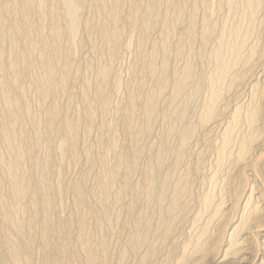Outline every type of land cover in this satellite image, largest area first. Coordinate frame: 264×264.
I'll list each match as a JSON object with an SVG mask.
<instances>
[{
  "label": "bare ground",
  "instance_id": "6f19581e",
  "mask_svg": "<svg viewBox=\"0 0 264 264\" xmlns=\"http://www.w3.org/2000/svg\"><path fill=\"white\" fill-rule=\"evenodd\" d=\"M86 1L87 0H0V18H1L0 23L3 24L0 27V74H1L0 75V95H1L0 99H1V104H2L1 108L3 109V115L6 116L4 119L2 116L1 119H3V123L0 122L3 124L2 126H0V145H2V147L4 145L3 148H5V150L7 152V153H5V154H7V157L3 156L5 154H3V155L0 154V214H2L5 218V220L3 221V226L6 229L5 234H4V232L0 231V264H27V263H29V260L31 261V259H30L31 254L28 250L30 248L28 246H26L30 243L29 242L27 244L26 242L29 241L27 239V236L30 237L32 234L31 228L26 227L25 226L26 224L24 225L23 220H20V218L15 219V220L12 219L14 214L10 213L9 212L10 210L8 211V209H10V208H8L7 210L5 209L6 205L8 204V202H7L8 198H9L10 206H11V204L18 205L19 203L24 201L22 205L21 204L18 205L21 207L24 205V203H27V200H28V202H31V203L33 202L32 205L36 204V206H37V209H36L37 214L36 215L38 216V218L41 219V222H42L41 226L43 229V232L41 231V233H43V235L42 234L41 235H42V240H43L42 248H43V259H44L42 264H70V260L68 257L70 256L71 253H72L71 255L76 254L74 252L75 250H72L71 247L69 246L70 242H73L72 239L69 241V243H67V242L62 243L61 242L62 240L59 239L60 238V233H59L60 231L59 230L62 229L60 227L62 225V223H61L62 220H61V222H58V220H57V222H55V221H53L54 218H53V220H50V219L52 217L53 208L56 207L57 203L61 204V201L58 202L54 198V194L56 192L63 193V194L68 193V192L71 193V195H73V197H74V204L77 205L78 207H79V205H82L85 202V197H86L87 192H88L86 189V186L84 184L85 177L80 178L79 181H77L72 186L70 184L68 185L64 181L58 182L59 180L57 181L56 184L55 183L52 184L49 181L48 176L50 175V172L53 171V164L56 161H53V159H51L50 156H44V154L42 157L40 156L42 154L38 155L41 158L36 156L37 154L35 155L34 153H33L34 154V156H33V154H31V152L29 153L28 150H26V147L25 148H23L24 146L22 147V143H20L21 142L20 140H22V139L20 138V140L19 139L17 140V138H18V135H22L24 127L28 124H31L32 127H30V129H32L31 134H33L32 135L33 140H37V142H39L38 140L41 139L45 148H47L46 150H48V152H50V153H51V151H49V149L52 150L53 148H51V147H54L55 151L53 150L54 152H52V153L55 154V152H56L57 159H56L55 155L52 154L51 156H53V157L55 156L56 160H59V158L62 159L65 156H70L73 160L77 159L76 154L79 151L78 150L79 146L76 143V141H77L76 138L78 139L77 131L80 128L82 116H80L77 113L70 115L67 112H64L61 108L59 109L57 106V103L55 101L56 95H54V94H55V92L57 93L60 91V94H61L62 91H66L69 84L71 83V78H72L71 74L73 73V65L71 64V60H70L69 56L71 54V45H73V44L75 45V43H77V42H75V40L78 39V38H76L78 30L81 29V27H84L85 31L89 32V31H91V29L94 28L93 25L89 24V21H88L89 17H87V15L85 16L83 13V8H84V6H86L85 5ZM107 1H106V3H107ZM181 1H184V0H181ZM181 1H180V4L182 5L183 2H181ZM200 1H202V0H200ZM113 2H112L113 3L112 6L109 7L110 10L108 9L109 10L108 16L105 17L107 19L103 20V22L101 24H99L100 22L98 23L100 26L98 25L99 27H97V30L99 28L100 37L104 42H106L108 44L110 43L112 45L117 44V47H118V43L122 42L121 41V31H122L121 29H123V28H120V26L118 25V23H119L118 21L119 20L121 21L120 17L122 15V13L120 11L121 6L118 5V3L121 2V0H113ZM102 3H103V0H102ZM155 3L159 4L158 1L157 2L154 1V2H151L149 5H147V4H146V6L143 5V8L141 9V5L139 4V1L138 2H137V0H136V2L131 1L129 13L127 12L128 13L127 17H128V22H129L128 24L131 27L127 28V26H126V28L127 29L132 28V30L130 29L131 32L133 31V29H139V30H143V31L145 29H147L148 23H150L148 21L149 20L148 16H149V14L151 16L150 12L152 11V9H155L156 6H158L157 4L155 6ZM209 3H210V1H209ZM96 4H97V2H96ZM142 4H143V2H142ZM220 4H221V2H220ZM4 5L6 6L7 9H8V7H12L13 11H15V9H16V11H17L16 13L18 15L15 14L16 16H9V14H8L9 17H4V15L2 14V10L4 9ZM7 5H9V6H7ZM154 6H155V8H154ZM224 6H226L225 8H226V10H228V13L224 17L222 23L220 24V30L218 29V31H221V33H224V34L226 32L228 35V41L223 42V40L221 39L222 37L220 36L221 38L219 37L220 40L218 41V43H215L216 45L218 44L216 49L213 52L211 51L212 53L208 54V56L210 55L212 60H213V63H212L213 66L211 65L212 69L209 68L211 70H210V73L206 75L207 77L205 76L207 78V80H206L207 92H206V88H205V92L207 94L205 95V97L203 99V103L201 101L202 107H201V112L199 114V121H201L203 124V122L214 120L216 117H219L217 115V103L218 102L220 103L223 101V100L218 101V99L222 96V93H223L221 86L224 84V81L227 78H229L228 80H230L231 85H232V83L234 84V82H236V81L238 83V81H241L242 79L245 78V74L247 72L246 69L240 70V67L238 66L240 71H238V70L233 71V69L238 65V63L240 62L242 57L243 56L245 57V55L247 56L245 60H246V63H248V65L251 64L250 61H252L251 58L253 56H255L257 59L260 60V65H259V67L257 66L258 68L256 69V71L253 69L255 71L254 74L252 73L254 75V77L250 75L253 78L249 82L250 87L248 86V88L250 90L253 88L258 90L259 97L255 100L252 98L250 100L249 99L250 97H249L248 98L249 100L246 99L247 101L238 100L236 98L238 101L234 99L237 102L233 105V107H231L232 109L229 108L231 111L228 115V118H226V121L222 125L221 130L219 131V134H218L219 135L218 136L219 144L216 147L217 151H214V152H216L215 153V155H216L215 163L225 165L226 162H228L231 166V167H229L230 172H227L229 174H226L225 179L223 178V185L220 188L217 186L219 188L218 191L216 190L217 192L215 191V188H213L211 191H209V192L207 191L205 194L203 193L204 195L202 194L203 197L201 198L200 207H199V209H197L198 212L196 211V214L194 213L195 216H193V217L195 218V220H200L201 216H203V214H204L205 220L204 219L203 220L205 221V223H203L204 224L203 226L201 225V227L199 229H197L195 232L192 233V237L190 235L191 233H189V235H190L189 239L187 238L188 241L185 242V246L181 247V250L179 251V253L181 252V255L178 254V256L179 255L180 256L178 257V259L176 258L177 259L176 264H184L186 260L187 261L192 260V263L193 262L195 263V261H199V259L201 257L205 258L207 255L208 256L210 255L212 257V260L216 264H221V263L225 262V260H227V258L235 259V261L244 264V263H246V261L248 260L250 255L252 253H255L252 250L253 245H252L251 239L253 237L259 241L260 245H259V249L254 254V256L251 255L254 260H252V261L250 260V261H251V263L254 261L255 264H264V0H225ZM100 7L101 6L98 5L97 8H95L97 14L100 11ZM195 7H197V6H195ZM85 8L87 9V7H85ZM182 8H184V7H182ZM12 10H10V11H12ZM195 10H197V9H195ZM10 11L8 10V12H10ZM86 11H88V10H86ZM122 11H123V9H122ZM153 11H155V10H153ZM34 12H37V13H34ZM157 12H158V10H157ZM14 13L15 12H12V14H14ZM33 13L38 14V16L35 15V16H37L36 19L34 18L35 16H32ZM100 13L102 15V12H100ZM164 13H166V12H164ZM85 14H86V12H85ZM202 15H203V13H202ZM206 16H203L200 19V22H198L199 23L198 24L199 25L198 31H199L200 36L202 37L203 40H205L209 37L212 29L214 28V26H212L213 23L209 22V20L207 19ZM95 17H96V14H95ZM102 17H103V15H102ZM125 17H126V15H125ZM122 19L124 20L126 18L123 17ZM91 20L92 19L90 18V22H91ZM125 21H127V20H125ZM120 25H121V23H120ZM171 25H173V24L171 23ZM84 28H82V29L84 30ZM257 28L260 31L259 35L258 36L256 35V38L249 42L251 37H253V35L255 34V31ZM45 29L48 30L47 34H45V32H44ZM163 30H162L163 34L165 36H168V34L171 30L170 25L166 24L165 28H163ZM133 33L134 32H132L130 34H133ZM218 33L220 35V32H218ZM88 34L89 35L85 39L90 41V39H92L90 37V32ZM135 35H136V33H135ZM222 36H223V34H222ZM141 38H143V37H141ZM223 38H224V36H223ZM184 40H186V39H184ZM193 40H195V39H193ZM224 40H226V38ZM84 41H86V40H83V42ZM129 41H128V43H129ZM126 42H127V40H126ZM78 43H82V41L79 40ZM87 43H89V42H87ZM137 43H136V46H134V48H135V51L138 53L139 51L141 52V49H140L141 45L139 46V45H137ZM200 43H201V41H200ZM4 44L6 45V47H4ZM92 47H93V45H92ZM106 47H107V44H106ZM168 47H169V45H168ZM142 48H143V46H142ZM18 49H20V51H18ZM245 49L247 50V54H245V52H244L245 55H243V50L245 51ZM123 50H124V48H123ZM137 53H136V55H137ZM222 53H224V55L221 58ZM100 54H101V52H100ZM144 54L146 55V53H144ZM150 54H153V53L149 52V58L152 57V55L150 57ZM204 54H205V51H204ZM141 55L142 56H139V57L143 58V53ZM145 55H144V58L147 57ZM173 55H174V53H173ZM176 57H177V55H176ZM149 58H147L148 61L151 60ZM73 59H74V57H73ZM136 60L138 62L139 59H136ZM243 60H242V66H243ZM144 61H145V59H144ZM148 61H146L147 63H145V65L143 62L142 67L145 70V72H147L150 75V77H153L151 79L155 80L153 88L151 87L153 89L152 90L153 94H150V95L147 94L148 96L146 97V96H144V94H143L144 91H143L142 94L146 98L144 99V102L142 100L143 104L141 103L142 106L139 108L136 104V101H137L136 96L140 95L139 91H141V90H138L139 87H137V86L135 87V85H133L136 88V90H134V88H133L134 92H132L131 94H130V90H129L130 96H128L129 100H128L127 106L126 107L124 106L123 109L121 110L123 121L125 124L123 126H126V128H125L126 134H130V135H128V137L131 136V133H133V135L135 134L134 135L135 137H132L133 135L131 136L132 139L134 138L133 140L130 137V139H131L130 141L132 142V145L131 144H129V145L131 147L127 148L128 150L130 148H132V149H130V151L132 150L133 155L137 153V147H138L137 143L138 142L140 143L139 138L140 137L142 138V135L144 136V134H145L144 131L146 129L144 130L142 127L134 126L133 123L130 124L131 118L136 113L138 115V113L140 111L142 112V115L145 114L146 116H151V114H153L154 110H156L155 109V93H159L162 90H165V89H163L165 87V83H164L165 78H164V80L162 78L170 76L171 75L170 73H172V70L170 72V70H169L170 68H168L166 61H164V62L162 61L163 63H161L160 68H158V66L156 67V65L154 66L152 61L151 62H148ZM209 61H210V59H209ZM256 61L258 62V60H256ZM253 62H254V60H253ZM106 65L101 67L100 70L98 71V73L100 74V77H101V75L104 76L106 74V72L108 71L106 69V67L108 68V66H106ZM138 65H139V67L141 66L140 63ZM245 65L246 64H244V66ZM255 65H257V64L255 63ZM143 69L141 70V68H140L141 72L143 71ZM30 70H33L32 73H34V71H35L34 75L31 73L33 77L35 76V78L31 77L32 79H34V83H33L32 79L30 78L33 86L35 84V88H36L35 92L36 91L39 92L38 94H40V95H38V94L37 95L39 97L41 96V98H44V100L46 99V97H49L47 99H49V102H50V103L48 102L49 104L47 105L48 106L47 110L45 109L46 114L44 115V117L46 119H44V122L42 123L43 125H41V126H38V124H37V118H36L37 116H34L35 118L33 117V115L31 116L32 113H30V110L28 109L29 103L27 104V102L25 101V98H24L25 96L23 97L22 94L17 93L18 91L16 92V90H15V88L18 86L16 84L20 81L22 82V80L24 79V76H26V73L31 72ZM192 70H193L192 66H190L189 63L183 67V70L181 71V75H179V79L176 78L177 80H175V81H178V84H176V87L174 86L175 91H176L175 93L178 94V93L183 91V90L181 91L182 86H184L186 84V82L188 81V79L190 78V76H192ZM4 71L8 72V74L10 76H12L13 81L12 80L11 81L13 82V84L15 83V85H13V86L11 85V87H8V86L6 87L5 85H7V84L4 85L5 78L3 76L4 74L2 75V72H4ZM96 73H97V71H96ZM57 74H60V76H58L59 78H57ZM9 75H8V77H9ZM142 75H143V72H142ZM172 75L174 76V74H172ZM248 76H249V74H248ZM102 77H101L100 81H102ZM112 77H113V75H112ZM74 78H76V77H74ZM74 78H72V79H74ZM25 79H27V78H25ZM113 79H115V77ZM24 80H23V82H24ZM198 80L199 79H197V81ZM204 80H205V78H204ZM246 80H248V79H246ZM11 81H10V83H12ZM166 82H167V80H166ZM114 83H115V80H114ZM117 83H120V82H117ZM152 83H153V81H152ZM227 83L229 84L228 81H227ZM240 83L242 84V82H240ZM246 83H247V81H246ZM29 84L32 85L30 82H29ZM96 85H94V86H96ZM99 85H97L98 86L97 88L96 87H94V88H96L98 103L100 106V110H102V109H104V107L106 108V106H108V105L105 106L107 98L105 99V97H104L105 95L104 94H103L104 96L102 95V93L100 91L101 88L99 89ZM131 85H132V83H131ZM139 85H141V84H139ZM117 86L119 87V85H117ZM128 86H129V82H128ZM229 87H230V85H229ZM201 88H202V86H201ZM149 90H151V89L149 88ZM196 90H198V88ZM190 91H189V93H190ZM233 91H234V89H233ZM251 91H254V90H251ZM251 91L248 90V93ZM194 92H196V91L194 90ZM146 93H149V92H146ZM146 93H145V95H146ZM60 94H59V96H60ZM253 94H255V92ZM125 96H126V93H125ZM156 97H158V94ZM32 100H33V98H32ZM78 102H79V100H78ZM95 102H96V100H95ZM225 103L226 102H224V105H225ZM124 104H125V102H124ZM179 105H177V106H179ZM226 106H227V104H226ZM76 107H78V106H76ZM87 107L88 106L86 105L85 109H87L86 110L87 117L92 116L91 115L92 111L89 110ZM39 108H41V107H39ZM120 108H122V107H120ZM96 109H98V108H96ZM179 109H180V107H179ZM182 109H180V110L182 111ZM223 109L225 110V108H223ZM106 110H107V108H106ZM119 111H120V109H119ZM80 112H81V110H80ZM116 112H117V110H116ZM220 112H221V110H220ZM162 113H164V112H162ZM166 114H168V113L166 112ZM183 114H184V109H183ZM170 115H172V114H170ZM119 116L121 117V115H119ZM166 116L168 118L169 115H166ZM0 117H1V115H0ZM180 118H183V117H180ZM1 119H0V121H1ZM87 120H89V117ZM116 122H117V120H116ZM88 123L90 124L92 122H88ZM220 123H221V121H220ZM209 125H211V124H209ZM178 127H179V125H178ZM185 127H187V126L185 125ZM185 127H184V129H182V133L180 134V137L178 136L179 137L178 142H180L179 148H181L183 143L187 140L188 136L191 134L192 129H189L188 127L185 128ZM218 127L219 126H217V128ZM144 128H145V126H144ZM213 128H214V126H213ZM25 130H26V127H25ZM147 130H148V128H147ZM80 132L82 133V131H80ZM28 134H30V133H28ZM82 136H83V134H82ZM110 136H112V135L110 134ZM23 139H25V138H23ZM126 139H127V137H126ZM81 140L83 141V139H81ZM111 141L112 142L108 143L110 148L114 145L113 140H111ZM188 141H186V142H188ZM116 142H117V140H116ZM103 146H105V144ZM139 146H140V144H139ZM165 149L166 148L163 149L164 154L167 153V151H168V150L166 151ZM48 152L46 155H49ZM163 152L161 153V155L163 154ZM0 153H1V150H0ZM45 153H46V151H45ZM78 154H79V152H78ZM130 154L131 153L124 154V156H126L127 159L130 158V160L127 161V163L130 162V164H127L128 165L127 167L129 168V172H127L128 174L131 172L130 171L131 167H132L131 160H133L132 158L134 157V156L132 158L129 157ZM81 156H83V155L81 154ZM75 157H76V159H75ZM160 157H157V158H160ZM135 159H136V157H135ZM163 161H165V160H163ZM180 161H181V159H180ZM135 162H136V160H135ZM176 162H178V161H176ZM58 164H59V162H58ZM123 164H124V161H123ZM116 165H118V168H119V165H121V162L119 161V163ZM155 165H153V166L155 167ZM173 165H174V163H173ZM171 166H172V164H171ZM214 166L216 167V165H214ZM26 167L30 171V173H26V171H28V170H25ZM57 167H59V166H57ZM148 167H149V165H148ZM118 168H117V170H118ZM155 169L150 167V171L148 170L149 171L148 172L149 173V176H148L149 177V181H148L149 183L146 182V184H144V185H146V189L143 187L145 189L144 192L146 191V193L149 195H151L153 192L156 191L155 189L152 188L153 184H151L153 182V180H155L156 177H158V173H159L157 170L158 168L156 170ZM106 170H108V169H106ZM174 170H176V169H174ZM115 172H116V169H109V171H104L103 172L104 175L102 174V176L99 178V181L97 180L98 183L96 182V184H95L96 186L95 185L94 186L100 194H102V195L107 194L108 187L112 183V181L114 180ZM121 172H123V171H121ZM176 172H178V171H176ZM171 173H174V172H171ZM214 173H215V171H214ZM167 174H168V172H167ZM212 174H210V176H208V179H209V177L212 176ZM180 176H182V175H180ZM148 177H147V179H148ZM167 177L165 175L164 178H167ZM212 177H211V179H212ZM125 178H126V176H125ZM130 178H132V177H130ZM185 178L186 177H184V179ZM217 178L215 180H217ZM211 179H209L210 182L212 181ZM23 180L26 182L28 181V183L25 184V186L22 185L24 183V182H22ZM61 180H62V178H61ZM209 180L207 181L208 184H210ZM219 180L221 181V179H219ZM5 181H7V183ZM164 181H166V179L163 180L162 184H160L161 187H163ZM183 181H185V180H183V179L181 180V177H179L175 181L174 188H173L174 190L171 194V197H169L170 201L167 204L168 205L167 206L168 212H170L169 211L170 208L172 209L174 207L178 198L181 195V192L183 190L182 186L184 185V184H182ZM166 183H168V181ZM216 183H217V181H216ZM216 183L215 184L213 183V184L216 185ZM4 184L7 185V187H6L7 189L5 188L7 190V193H5L3 191L4 187L6 186V185L3 186ZM186 184H187V182H186ZM213 184H211L212 187H213ZM142 186H143V184H142ZM122 187H125V186H122ZM240 187H242V188H240ZM126 189L122 188L119 190V188H118V191L120 193L118 194L117 193L118 191L116 190L117 192L115 195L116 196L118 195V196L117 197L115 196V197L118 199H121L122 197H124L123 195H126V193H128V190H126ZM125 190H126V192H125ZM159 190L161 192V189H159ZM170 193H169V195H170ZM155 195H157V196H154L155 200H157V202H159V204H160V201L163 200L162 199L163 194H160V195L155 194ZM5 197H6V199H5ZM94 197H95V195H94ZM94 197H92V198H94ZM113 197H114V195H113ZM138 198H139V196H138ZM101 200L104 202L103 199H101ZM135 200H137V199H135ZM117 202H120V201L118 200ZM60 204H59V207L61 206ZM13 205L11 206L12 210L14 209ZM126 205H127V203H126ZM18 206L16 207V209L18 208ZM27 206L28 205H26V208H28ZM74 208H75V206H74ZM18 209H20V208H18ZM22 209L23 210L20 209L21 210L20 213L26 211V210H24V208H22ZM165 210H166V208H165ZM167 210L165 211V213L167 212ZM17 211L19 212V210H16L14 212L17 213ZM102 211H100V212H102ZM117 215H118V213H117ZM162 215H163V217H165L164 216L165 214H162ZM1 216H0V218H1ZM81 216H82V214H81ZM166 217L163 219H166ZM118 218H119V216H118ZM167 218L169 219V217H167ZM123 220H124V218H123ZM157 220H156V222H157ZM213 220L216 221L213 226H217V228L215 229V231H216L215 234L212 233L210 230H208V225L212 224ZM76 222H77V226L80 227V233L78 235H76L75 238H76V240H78L80 246L78 244L77 245L79 247H81V249L83 251L84 256H82L83 254L81 256H82V258L84 257L83 259L85 260V262L87 264H94L96 261L97 255H96L95 251L93 252L90 249V247L88 245L89 239H87V237L81 231V226L83 225L82 222L80 220H77ZM101 222H102V220H101ZM127 222H129V221H127ZM138 223H137V227L134 230V233H133L132 238H131L132 239L131 240L132 245H134V246H137L138 244H142V243L145 244L146 241H157V240H160L161 238H163L165 236L164 235L165 231L162 230L160 232V228L157 230L158 227L153 229L148 224L143 225V227L142 226L140 227V224L138 225ZM163 223H165V221H163ZM87 224H89V223H87ZM95 224H96V222H95ZM144 224H146V223L144 222ZM65 225L66 224H64L63 226H65ZM153 225H154V223H153ZM68 228H70V226H68ZM83 228H85V227H83ZM151 229H153L155 231H153V230L151 231ZM164 230H166V229H164ZM189 231H190V229H189ZM87 232H88V230H87ZM68 235H69V237H68ZM38 236L39 235H37V238H38ZM62 236L64 238L66 237V241L70 239L69 233H66L65 235H62ZM30 239H31V237H30ZM73 239H74V237H73ZM161 240H163V239H161ZM75 242L77 243V241H75ZM90 242H91V240H90ZM160 242H162V241H160ZM255 242H257V241H255ZM246 243H248V244L246 245ZM3 247L8 249V251H9L8 254L3 253V250H2ZM5 248H4V251H5ZM53 248L55 249L54 253L52 251ZM103 248L104 247L101 248V253L106 247L104 249ZM129 249H130V247H129ZM78 250L80 251L79 248H78ZM147 250H148V248H147ZM96 251H97V249H96ZM254 251H255V249H254ZM36 252H37V250H36ZM104 252H106V251H104ZM79 253H81V251ZM100 255H102V254H100ZM78 256H79V254H78ZM81 256H79V257H81ZM40 257H41V255H40ZM74 257L75 256H73L72 258H74ZM101 258H102V256H101ZM61 259L63 261H61ZM83 259H82V261H83ZM68 260H69V262H67ZM235 261H233V262H235ZM190 263H191V261H190ZM197 263L201 264L200 262H197ZM227 263H228V261H227Z\"/></svg>",
  "mask_w": 264,
  "mask_h": 264
},
{
  "label": "rangeland",
  "instance_id": "374dc122",
  "mask_svg": "<svg viewBox=\"0 0 264 264\" xmlns=\"http://www.w3.org/2000/svg\"><path fill=\"white\" fill-rule=\"evenodd\" d=\"M106 1L107 0H103V3H102V0H87L86 1V3H85L86 6H84V8H83V13H84L85 16L87 15V17H89V19H88L89 24L94 26V28L91 29V31H89L90 29L88 30L90 32V37L92 39H90V41L85 39L89 35L88 34L89 32L85 31L84 27H81V29L78 30L77 35H76V38H78V39L75 40V42H77V43H75V45L74 44L71 45V54L69 56V58L71 60V64L73 65V73H72L73 75L71 74V77L72 78L76 77V78H74V79L71 78V83L69 84V86H68L66 91H62L61 94H60V91L57 92V93L55 92V94H54V95H56L55 96V101H56L57 106H58L59 109L61 108L64 112H67L70 115H73V114L77 113L80 116H82L81 123H80V128L77 131L78 139L76 138V140H77L76 143L79 146V147L77 146L79 148L78 149L79 150L78 151L79 154H78V152L76 154L77 159L75 157L76 160H73L70 156H65L62 159L59 158V160L61 162L59 160H56L57 159L56 152H55V154L52 153V152L55 151L54 147H51V148H53L52 150L49 149V151H51V153H50V152H48V150H46L47 148H45V146H44V144H43L41 139L38 140L39 142H37V140H33V138H32L33 134H31V130L32 129H30V127H32L31 124H28V125L25 126L26 130H25V127H24L22 135H18L17 140L18 139L20 140V138L22 139V140H20L21 141L20 143H22V147L24 146L23 148L26 147V150H28L29 153L31 152V154H33V153L35 155L37 154L36 156L42 154V155H40L41 157L44 154V156H50V158L53 159V161H56L53 164V171L50 172V175L48 176V179H49V181L52 184H54V183L56 184L57 181L59 180L58 182L64 181L68 185L70 184L72 186L77 181H79L80 178L85 177L84 184H85L86 189L88 191L87 195L85 197V202H84L85 204L83 203L82 205H79V207L77 205H75L74 204V197L69 192L65 193V194L56 192L54 194L55 200L58 201V202L61 201V204L57 203L58 206L56 205V207L53 208L52 217H51L50 220H53V218H54L53 221H55V222H57V220H58V222H61V220H62V222H61L62 225L60 226L62 229L60 228L61 230H59L60 231L59 232L60 233V238L59 239L62 240L61 241L62 243H64V242L69 243V241L71 239L74 242V243L70 242V244H69L71 249L75 250L74 252L76 253L74 255H71L72 254L71 253L70 256L68 257L69 260H70V264H83V263L87 264L85 262V260L83 259L84 257L82 258V256H84L83 251H82L81 247H79L80 244H79L78 240H76V238H75L76 235H78L80 233V227L77 226V222H76L77 220H80L82 222L83 225L81 226V231L87 237V239H89V244L88 245H89L90 249L93 252L95 251V253L97 255L96 261H95L94 264H105V263L106 264H176V261H177L178 257L181 255V252L179 253V251L181 250V247L185 246V242L188 241L187 238L189 239L190 235L192 237V233L195 232L197 229H199L201 227V225L203 226L204 225L203 223H205V221H204L205 220V215L204 214H203L204 217L201 216L200 220H195V218L193 217V216H195L196 211L198 212L197 209H199V207H200L201 198L203 197V195L207 191L209 192L213 188H215V191L216 190L218 191V189L223 185V178L225 179L226 174H229L227 172H230L229 167H231V166H230V164L228 162H226L225 165L224 164H216L215 163V157H216L215 153L216 152H214V151H217L216 147L219 144V138H218L219 135L218 134H219V131L222 128V125L226 121V118H228V115H229V113L231 111L230 109H232L231 107H233V105L238 100L247 101L249 99L251 100V98L255 100V99H257L259 97L258 90L253 88L251 90H254V91H251L248 88V86L250 85V83H249L250 80L254 77V75H253L254 72L256 71V69L260 65V60L257 59L255 56H253L251 58L252 61H250L251 64L248 65V63H246V60H245L246 57H247L245 55V54H247V50L246 49H245V51L243 50V55H245V57L244 56L242 57V59L240 60L241 63L239 62L238 65L233 69V71L234 70L240 71V70L246 69L247 72L245 74V78L242 79L241 81H238V83H237V81L234 82V84L232 83V85L230 83V80H228L229 78L225 79L226 82L224 81V84L226 86L224 84L221 86L222 91H223V93H222L223 97L221 96L218 99V101L219 100H221V101L223 100V101L220 102V103L217 101L218 102L217 103V115L219 117H216L214 120L206 121L207 123L203 122V124H202V122L199 121V114L201 112L203 99H204L205 95L207 94L206 93L207 92V82H206V80H207L206 77L207 76L206 75L210 73V70L212 69V66H213L212 65L213 60H212L210 55L208 56V54L212 53L216 49L218 44L216 45L215 43H218V41L220 40L221 37H222L221 39L223 40V42H227L228 41L227 33L225 32V34H224V33H221V31H218V29L220 30V24L222 23L224 17L228 13V10H226V8H225L226 6H224L225 0H202V1H200V0H194V1L193 0H184L185 2L181 1V0H169V1L168 0H157L159 2V4L155 3V6H156V4L158 6H156V8L154 6L155 9H152V11L150 12L151 16H150V14L148 16V18H149L148 21L150 23H148L147 29H145L144 31L143 30H139V29H133V31H132V32H134L133 34H130V33H132L131 32L132 28L127 29L128 27H131L128 24L129 22H128L127 15L129 13L130 2L131 1L132 2H134V1L136 2V0H121V2L118 3V5L122 7V8L120 7V11H121L122 15L120 17L121 21L120 20L118 21L119 22L118 25L120 26V28H123L124 30L121 29L122 30L121 31V41L122 42L118 43V47H117V44L116 45H112L110 43L108 44V43L104 42L101 39V37H100L99 28L97 30V27L100 26L99 24H101L103 22V20L107 19L105 17L108 16V11L110 10L109 7L112 6V4L114 3L113 0H111V1L108 0L109 2L107 1V3H106ZM138 1H139V4L141 5V9L143 8V5L146 6V4L149 5L151 2H154V1L157 2L156 0H137V2ZM180 1L183 2L182 5L180 4ZM209 1H210V3H209ZM96 2H97V4H96ZM142 2H143V4H142ZM220 2H221V4H220ZM5 5H4V9L2 10V14L4 15V17L16 16L15 15V14H17L16 13L17 12L16 9H15V11L12 10V7H8V9H7ZM98 5L101 6V7H100L99 13L97 14L95 8H97ZM7 6H9V5H7ZM195 6H197V7H195ZM85 7H87V9ZM182 7H184V8H182ZM122 9H123V11H122ZM156 9L158 10V12H157ZM195 9H197V10H195ZM8 10L9 11L12 10V11L8 12ZM86 10H88V11H86ZM153 10H155V11H153ZM84 11L86 12V14H85ZM12 12H15V13L12 14ZM100 12H102V15H103L104 18L102 17ZM164 12H166V13H164ZM34 13H37V12H34ZM34 13L32 14V16H35V15L38 16V14H34ZM202 13H203V15H202ZM8 14H9V16H8ZM95 14H96V17H95ZM125 15H126V17H125ZM37 16H35L34 18L36 19ZM203 16H206L207 19L209 20V22L213 23V24L212 23L211 24L215 28V29L214 28L212 29V31H211V33L209 35L210 38L208 37L205 40L202 39V37L200 36V33L198 31V28H199V25H198L199 23L198 22H200V19ZM123 17L126 18V19L123 20L122 19ZM90 18L92 19L91 22H90ZM125 20H127V21H125ZM0 22H1V20H0ZM120 23H121L122 26L120 25ZM171 23L173 25H171ZM166 24L170 25V27H171V30L169 32L170 35L168 34V36H165L163 34V31H164L163 28H165ZM1 25H3V24L0 23V27H1ZM126 26H127V28H126ZM82 28H84V30ZM217 31L220 32V35H219V33ZM256 31H255V34L253 35V37H251V39L249 40V42L251 40L255 39L256 35L257 36L259 35L260 31H259L258 28L256 29ZM44 32H45V34H47L48 30L45 29ZM135 33H136V35H135ZM222 34H223L224 38H223ZM141 37H143V38H141ZM217 37L218 38L220 37V38L218 39ZM225 38H226V40H224ZM184 39H186L187 41L184 40ZM193 39H195V40H193ZM79 40L82 41V43H78ZM83 40H86V41L83 42ZM126 40H127V42H126ZM128 41H129V43H128ZM200 41H201V43H200ZM87 42H89V43H87ZM136 43L139 46L141 45V47H140L141 52L139 51L137 53L135 51L134 46H136ZM106 44H107V47H106ZM92 45H93V47H92ZM168 45H169V47H168ZM142 46H143V48H142ZM204 46L205 47L207 46V47L205 48ZM4 47H6L5 44H4ZM123 48H124V50H123ZM203 50L205 51V54H204ZM18 51H20V49H18ZM100 52H101V54H100ZM149 52L153 53V54H150V57L152 55L151 58H149ZM244 52H245V54H244ZM136 53H137V55L138 54L139 55L137 56ZM142 53H143V58L139 57V56H142L141 55ZM144 53H146V55ZM173 53H174V55H173ZM144 55L147 56V57L144 58ZM176 55H177V57H176ZM223 55H224V53H222L221 58L223 57ZM73 57H74V59H73ZM147 58H149L151 60L148 61ZM136 59H139L138 62H137ZM144 59H145V61H144ZM209 59H210L211 62L209 61ZM242 60H243V66H242ZM253 60H254V62H253ZM256 60H258V62ZM146 61H148V62L152 61L154 66L156 65V67L158 66V68H160L161 63L166 61L167 65H168V68H170L169 69L170 72L172 70V73H170V74L171 75L174 74V76L170 75V76L162 78L163 80L165 78V80H164L165 82L163 81L165 83V87L163 89H165V90H162L161 92H159L160 94L159 93H155V109L156 110H154V112H153V114H151V116H146L145 114L142 115L141 111L138 113V115L136 113V114H134L132 116L130 124L133 123L134 126L142 127L144 130L146 129L144 131V133H145L144 136L145 137L142 135V138L141 137L139 138L140 143L139 142L137 143L138 144L137 153L133 155L132 150L130 151V149H132V148H130L129 150L127 148L131 147L129 145V144L132 145V142L130 140L132 139V137H135L134 136L135 134L133 135V133H131V136L133 135L132 137L131 136L128 137V135H130V134H126V132H125L126 126H123L125 124H124V121H123L122 111L121 110L123 109L124 106L125 107L127 106V103H128V100H129L128 96H130V94L132 92H134L133 88H134V90H136V88H135L136 86L139 87L138 90H141V91H139L140 95L139 96L137 95L139 98L136 96V100L138 101V102L136 101V104H137V106L139 108L142 106V104L144 102V99L148 96L147 94H149V95L153 94V92H152L153 89L152 88H153L155 80H152L151 78H153V77H150V75L147 72H145V70L142 67L143 66V62H144V65H145V63H147ZM139 63L141 65L140 67L138 65ZM188 63L190 64V66H192V69H193L192 70V76L193 77L190 76V78L186 82L187 85L185 84L184 86H182L181 91L182 90L183 91L177 94V93H175L176 92L175 91V87H176V84H178V81H175V80L179 79V75H181V71L183 70V67L186 64H188ZM255 63L257 65H255ZM244 64H246V65L244 66ZM105 65L108 66V68L106 67V69L108 71L106 72V74L104 76L101 75V77L103 76L104 78L102 77V81H100L101 77H100V74L98 73V71L100 70L101 67H103ZM238 66L240 67V70H239ZM140 68H141V70L143 69L142 72H143L144 76L142 75V72H141ZM209 68H211V69H209ZM30 71H31L30 73L27 71L28 73H26V76H24V79L27 78L25 80L23 79L24 82L22 80V82L20 81V82H18L19 84L18 83L16 84L18 86L15 88V90H16V92L18 91L17 93L22 94L23 97L25 96L24 97L25 101L27 102V104L29 103L28 104V109L30 110V113H32L31 116L32 115H33V117L37 116L36 117L37 118V124H38V126H41V125H43L42 123L44 122V119H46L44 117V115L46 114L45 112H46L47 107H48L47 105L50 102H49V99H47L49 97H46L47 100L46 99L44 100V98H41V96L40 97L38 96V95H40V94H38L39 92H37V91L35 92V89H36L35 88V84H34V86L32 84V81L34 83V79H32V78H35V76L33 77L32 74L34 75L35 71H34V73H32L33 70H30ZM96 71H97V73H96ZM248 74H249V76H248ZM2 75L4 76V78L6 80V81L4 80V85L7 84V85H5L6 87L7 86L11 87V85L12 86L15 85V83L13 84V82H12L13 81L12 80L13 79L12 76H10L8 74V72L4 71V72H2ZM8 75H9V77H8ZM112 75H113V77H112ZM250 75L253 76V77H251ZM58 76H60V74H57V78H59ZM114 77H115V79H113ZM30 78L32 79V81L30 80ZM204 78H205V80H204ZM197 79H199V80L197 81ZM246 79H248L249 81L246 80ZM114 80H115V83H114ZM166 80H167V82H166ZM10 81L12 83H10ZM152 81H153V83H152ZM227 81L229 82V84L227 83ZM246 81H247V83H246ZM29 82L32 85H30ZM117 82H120V83H117ZM128 82H129V86H128ZM240 82H242V84ZM131 83H132V85H131ZM96 84L97 85L100 84L99 85V89L101 88L100 91H101L102 95L104 94L105 96L104 95L103 96L105 97V99L107 98L106 100L108 102L106 101V104H105V106L108 105V106H106L107 110H106L105 107H104V109L100 110V106H99L98 98H97V91H96V88L98 86ZM139 84H141V85H139ZM94 85H96V86H94ZM117 85H119V87ZM133 85H135V87ZM229 85H230V87H229ZM201 86H202V88H201ZM94 87H96V88H94ZM149 88L151 90H149ZM195 88L196 89L198 88V90H196ZM205 88H206V92H205ZM233 89H234V91H233ZM129 90H130V94H129ZM194 90L196 92H194ZM248 90L251 91L252 93L249 92L250 93L249 94ZM189 91H190V93H189ZM142 92H143L144 96H146V97L143 96ZM146 92H149V93H146ZM254 92H255V94H253ZM125 93H126V96H125ZM145 93H146V95H145ZM59 94H60V96H59ZM157 94H158V97H156ZM0 97H1V95H0ZM32 98H33V100H32ZM234 99L237 100V101H235ZM78 100H79V102H78ZM95 100H96L97 103L95 102ZM142 100H143V102H142ZM201 101H202V103H201ZM124 102H125V104H124ZM224 102H226L225 105H224ZM226 104H227V106H226ZM86 105L88 106L87 108L92 111L91 112L92 116H88L89 120H87L88 119L87 113H86L87 109H85ZM177 105H179V106H177ZM76 106H78V107H76ZM1 107H2V104H1V99H0V115H1L0 119L2 118V116H3V119H4L6 116L3 115V109ZM39 107H41V108H39ZM120 107H122V108H120ZM179 107H180V109H182V108L184 109V114H183V109L181 111L179 109ZM222 107L225 108V110ZM96 108H98V109H96ZM119 109H120V111H119ZM80 110H81V112H80ZM116 110H117V112H116ZM220 110H221V112H220ZM162 112H164V113H162ZM166 112L168 114H166ZM170 114H172V115H170ZM119 115H121V117ZM166 115H169L168 118H167ZM180 117H183V118H180ZM3 119H1L0 122L3 123ZM116 120H117V122H116ZM220 121H221V123H220ZM88 122H92V123H90L92 126ZM2 123H0V126L3 125ZM209 124H211V125H209ZM178 125H179V127H178ZM185 125L189 129H192L191 130V134H190L191 136L189 135L187 140H186V141H188V140L189 141L188 142L185 141L183 143V145L181 146V148H179V143H180V142H178L179 141V137H180V134L182 133V129H184ZM144 126H145V128H144ZM213 126H214V128H213ZM217 126H219V127L217 128ZM187 127H185V128H187ZM147 128H148V130H147ZM80 131H82V133ZM28 133H30V134H28ZM82 134H83V136H82ZM110 134L112 136H110ZM126 137H127V139H126ZM130 137H131V139H130ZM23 138H25V139H23ZM81 139H83V141ZM110 139L113 140V142H114V145L111 148L108 145L109 142H112ZM116 140H117V142H116ZM104 144H105V146H103ZM139 144H140V146H139ZM3 147H4V145H3ZM3 147H2V145H0V150H1L0 154L1 155L7 153L5 148H3ZM164 148H166L165 149L166 151L168 150L167 153H165V154L163 152ZM45 151H46V153H45ZM161 151L163 152L162 155H161V153H162ZM47 152H48L49 155H46ZM129 153L132 154V155L130 154L129 157H131V158L133 156L134 157L132 158L133 160H131V163H132V167H131V170H130L131 172L128 174L127 172H129V168L127 167L128 166L127 164H130V162L127 163V161H129L130 158L127 159L126 156H124V154H129ZM34 154H33V156H34ZM52 154L56 156V159H55V156L54 157L51 156ZM81 154L83 156H81ZM5 155H3V156L7 157V154H5ZM40 156H38V157H40ZM135 157H136V159H135ZM157 157H160V158H157ZM180 159H181V161H180ZM135 160H136V162H135ZM163 160H165V161H163ZM119 161L121 162V165H119V168L121 167L120 169L118 168V165H116V164L119 163ZM123 161H124V164H123ZM176 161H178V162H176ZM58 162H59V164H58ZM173 163H174V165H173ZM212 163L213 164L215 163L214 165H216V167ZM171 164H172V166H171ZM148 165H149V167H148ZM153 165H155V167ZM57 166H59V167H57ZM150 167H152L154 169L158 168L157 170L159 172L158 173V177H156L157 180L155 179L151 183V184H153L152 188L156 190L151 195L147 194L146 191L144 192V190L146 189V185H144V184H146V182L149 183L148 182L149 181V177H148L149 173L148 172L150 171ZM117 168H118V170H117ZM173 168L176 169V170H174ZM106 169H108V170H106ZM109 169H116L117 173L115 172L114 180L111 183L112 185L111 184L109 185L108 190H107V194L106 195H102L95 188V186H96L95 184H96V182L98 183L99 178L102 176V174L104 175L103 172L104 171H109ZM25 170H28L27 167H26ZM213 170L215 171V173H214ZM28 171H26V173H30V171L29 172ZM121 171H123V172H121ZM176 171H178V172H176ZM167 172H168V174H167ZM171 172H174V173H171ZM210 174H212V176H213V177L211 176L212 179H211V177H209V179L212 180L211 182L208 179V176H210ZM165 175H166V177L167 176L168 177L164 178ZM180 175H182L183 177L180 176ZM125 176H126V178H125ZM130 177H132V178H130ZM147 177H148V179H147ZM177 177L178 178L181 177V180L182 179L185 180L182 183V184H184L183 185L184 187L182 186L183 190L181 192L180 197L178 198V200L176 202L177 205L175 204L174 207L172 208L173 210L170 208V210H169L170 212H168V210H167V206L168 205L167 204L170 201L169 197H171V194H172V192L174 190L173 188H174V184H175L176 179H178ZM184 177H186V178L184 179ZM61 178H62V180H61ZM216 178H217V180H215ZM162 179L163 180L166 179V181H164V185L165 186L163 185V187H161V185H160L163 182ZM207 179L209 180L210 184L207 183V181H208ZM219 179H221V181ZM24 180L22 181V182H24L22 184L23 186H25V184L28 183V181L26 182ZM167 181H168V183H166ZM216 181H217V183H216ZM5 182L7 183V181H5ZM186 182H187V184H186ZM141 183L143 184V186H142ZM213 183L214 184L216 183V185H214ZM211 184H213V187H212ZM5 185L6 184H4L3 186H5ZM120 186L121 187L125 186V187H122V188H125V189L127 188L126 190H128V193H126V195H123L124 197H122L121 199H118V198H116L118 195L116 196L115 194L118 191V188H119V190L122 189ZM6 187H7V185L3 189V191L5 193H7V190H6L7 188ZM240 188H242V187H240ZM159 189H161V192H160ZM126 190H125V192H126ZM117 193L119 194L120 192L118 191ZM169 193H170V195H169ZM155 194H159V195L163 194L162 195V199L163 200L160 201V204H159V202H157V200H155L154 196H157ZM94 195H95V197H94ZM113 195H114V197L115 196L116 197L114 198ZM133 196L134 197L136 196V197L134 198ZM138 196H139V198H138ZM6 197H5V199H6ZM92 197H94V198H92ZM101 199H103L104 202ZM135 199H137V200H135ZM118 200L120 202H117ZM7 202L9 204V198L7 199ZM23 202H21L19 204L22 205ZM27 203H24V205L21 206L22 208H24V210H26V211H24L22 213H20V211L23 210V209L20 206H18L19 204L18 205L11 204V206L13 205V208H14L13 210L14 211L19 210V212L17 211V213L14 212L11 209L10 204L9 205L7 204L6 205L7 208L5 207V209L7 210L8 208H10V209H8V211L10 210L9 212L14 214V216L12 217L13 220L20 218V220H23L24 225L26 224L25 225L26 227L31 228V231H32V234L30 236L31 239H30L29 236H27V239L29 241L26 242L27 244L30 242L29 243L30 245L28 244L26 246H28L30 248L28 250H29V252L31 254V258H30L31 261L29 260V263H27V264H42L43 261H44V259H43V248H42V244H43L42 235H43V233H41V231L43 232V229H42V226H41L42 222H41V219L38 218V216L36 215L37 214V212H36L37 211L36 210L37 209L36 204L32 205L33 202L32 203L28 202V200H27ZM126 203H127V205H126ZM59 204L61 205L60 207H59ZM26 205H28L27 206L28 208H26ZM17 206L21 210L18 209V208L16 209ZM74 206H75V208H74ZM165 208L167 210L166 213H165V211H166ZM100 211H102V212H100ZM117 213H118V215H117ZM81 214H82V216H81ZM162 214H165L164 215L165 217L168 215L167 217H169V219L167 217H166V219H163L165 217H163ZM1 215L2 214H0V216ZM118 216H119V218H118ZM3 218H4V216L2 215L1 218H0V224H1L0 225V231L4 232V234H5V230L6 229L3 226V221L5 220V218L4 219ZM123 218H124V220H123ZM100 219L102 220V222H101ZM156 220H157V222H156ZM127 221H129V222H127ZM163 221H165V223H163ZM95 222H96V224H95ZM144 222L146 224H144ZM215 222L216 221L213 220V223L208 225V230H210L214 234L216 232L215 229L217 228V226H213L215 224ZM87 223H89V224H87ZM137 223H138V225L140 224V227L141 226L143 227V225H147L148 224L153 229L158 227L157 228V230H158L160 228V232L162 230L165 231V234H164L165 236L163 238H161L163 240L160 239V240H157V241H146L145 244L142 243L143 245L142 244H138L139 246L138 245L137 246L132 245V241H131L132 239L131 238H132V235L134 233V230L137 227ZM153 223H154V225H153ZM64 224H66V225L63 226ZM68 226H70L71 229L68 228ZM83 227H85V228H83ZM163 228L166 229V230H164ZM153 229H151V231ZM189 229H190V231H189ZM87 230H88V232H87ZM153 231H155V230H153ZM66 233L70 234V239L67 240V241H66V237L64 238L62 236V235H65ZM189 233H191V234L189 235ZM37 235H39L38 238H37ZM68 237H69V235H68ZM73 237H74V239H73ZM90 240H91V242H90ZM251 240H252V245H253V249L252 250H253V252L256 253L257 250L259 249V245H260L259 241L256 240L254 237ZM75 241H77V243ZM160 241H162V242H160ZM255 241H257V242H255ZM247 244L248 243H246V245ZM102 247H104V248L106 247V248L105 249L103 248L104 250L101 253V248ZM129 247H130V249H129ZM4 248L5 247L2 248L3 253L4 254H8L9 253L8 249L5 248V251H4ZM78 248L80 249L81 253H79L80 251L78 250ZM147 248H148V250H147ZM96 249H97V251H96ZM254 249H255V251H254ZM36 250H37V252H36ZM52 251L54 253L55 249L53 248ZM104 251H106V252H104ZM98 252L100 254H102V255H100ZM255 253H252L251 255L254 256ZM78 254H79V256H81L82 254L83 255L81 257H79ZM178 254H180V255L178 256ZM40 255H41V257H40ZM251 255L248 258V260L246 261V263H244V264H250L251 261L254 260ZM73 256H75V257L72 258ZM101 256H102V258H101ZM82 259H83V261H82ZM69 260L67 262H69ZM61 261H63V260L61 259ZM190 261L192 263V260H189V261L186 260L184 264H191ZM227 261H228V263H227ZM233 261H235V259L227 258V260H225V262H223L221 264H230V263L231 264H243V263H239L237 261H235V262H233ZM197 262H200L201 264H216L212 260V257L210 255L209 256L207 255L205 258L201 257L199 259V261H195V263L193 262L192 264H196ZM197 264H199V263H197ZM251 264H255L254 261Z\"/></svg>",
  "mask_w": 264,
  "mask_h": 264
}]
</instances>
